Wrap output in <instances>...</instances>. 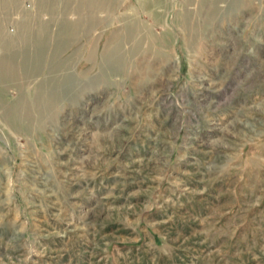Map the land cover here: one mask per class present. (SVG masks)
Returning a JSON list of instances; mask_svg holds the SVG:
<instances>
[{"label":"rangeland","instance_id":"1","mask_svg":"<svg viewBox=\"0 0 264 264\" xmlns=\"http://www.w3.org/2000/svg\"><path fill=\"white\" fill-rule=\"evenodd\" d=\"M0 264H264V0H0Z\"/></svg>","mask_w":264,"mask_h":264}]
</instances>
